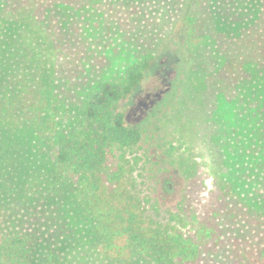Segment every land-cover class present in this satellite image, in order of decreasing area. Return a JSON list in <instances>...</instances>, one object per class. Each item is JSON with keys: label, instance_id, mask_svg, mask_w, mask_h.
<instances>
[{"label": "trees", "instance_id": "obj_1", "mask_svg": "<svg viewBox=\"0 0 264 264\" xmlns=\"http://www.w3.org/2000/svg\"><path fill=\"white\" fill-rule=\"evenodd\" d=\"M5 1L7 23L26 30L0 81V131L33 132L51 166L22 198V210H30L25 220L36 217L34 230L8 231L24 212L8 213L20 201L0 180V264H63L49 244L50 218L65 234L57 218L72 193L79 197L72 213L89 227L81 242L92 258L84 264H264V0H255L253 20L236 35L219 31L207 0H185V55L193 56L199 41L214 42L220 61L203 66L204 89L227 102L234 117L208 122L201 137L205 170L180 163L169 145L163 163L184 183L178 211L166 222L148 214L132 179L136 150L152 140L156 109L167 97L139 125L127 122L123 107L155 56L140 55L117 81L86 91V52L52 7L43 0ZM86 2L70 0L67 8Z\"/></svg>", "mask_w": 264, "mask_h": 264}, {"label": "rangeland", "instance_id": "obj_2", "mask_svg": "<svg viewBox=\"0 0 264 264\" xmlns=\"http://www.w3.org/2000/svg\"><path fill=\"white\" fill-rule=\"evenodd\" d=\"M69 1L43 0V3L52 7L68 37L86 52L83 61L86 91L104 82L117 81L140 55L155 56L145 82L123 107L127 122L139 125L167 97L165 105L156 109L152 140L136 150L132 179L135 190L147 202L148 214L166 222L171 213L178 211L184 183L179 174L163 163L169 145L174 147L171 152L180 163L195 164L205 170L201 137L208 122L220 116L229 121L234 117L227 102L218 97L212 99L204 89L205 68L220 61L216 46L213 41L202 40L194 48L193 56L185 55L181 30L187 9L185 0H87L78 10L67 8ZM207 1L220 32L236 35L255 16V0ZM5 2L0 0V81L8 70L10 50L26 30L7 23L2 14ZM46 150L31 131L17 136L0 131V180L15 190L13 200L16 197L20 201L10 203L9 214L23 211L22 198L29 190H36L49 171L51 159ZM150 159L152 163L147 164ZM78 199L76 193L67 194L65 210L57 218L62 229H66L65 234L60 236L58 226L50 218L49 244L60 253L63 264H84L92 258L86 255L87 245L82 244L89 227L72 213ZM29 211H23L8 231L34 230L36 217L25 220L30 217ZM44 217L37 216L45 224Z\"/></svg>", "mask_w": 264, "mask_h": 264}]
</instances>
